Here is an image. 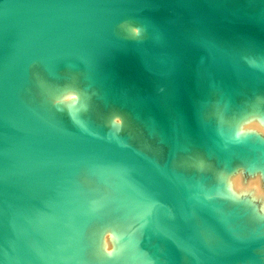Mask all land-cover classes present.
<instances>
[{"label": "water", "instance_id": "water-1", "mask_svg": "<svg viewBox=\"0 0 264 264\" xmlns=\"http://www.w3.org/2000/svg\"><path fill=\"white\" fill-rule=\"evenodd\" d=\"M263 6L264 0H0V160L7 165H16L20 159H24L26 168L33 167V160L39 161L46 191L53 186L56 161L70 160L76 163L77 167L69 177L74 188L73 175L80 167L87 170L85 166H93L105 171L108 176L103 180L87 170L104 183L108 177H112L116 192L114 184L118 182L150 213L154 225L160 224L165 233L166 264H179V242L189 252L187 264H261L257 256V250L264 247V229L259 227L261 223L257 222L246 233L237 235L218 230L201 203L175 182L172 174L184 177L170 170L167 162L158 164L128 145L124 137L105 131L101 125L98 126L105 132L123 138L124 144L85 132L30 125L19 118L16 107L32 109L23 102L19 92L30 75L33 61L40 62L45 71L52 75H57V70L65 66L79 69L85 73V81L90 87H95L87 97L99 95L98 99L103 103L116 105L126 111L125 116L130 114L140 120L149 135L155 133L159 143L167 146L170 157L175 150L185 149L186 145L171 150L155 129L147 127L144 113L135 116L129 105L112 99L103 100L98 85L90 83L87 76L103 78L104 85L109 80L124 85L125 94L132 99L142 95L146 101L156 98L162 103L169 91L177 101L184 122L195 129V125L199 124L191 115L186 88L191 83L188 69L193 72V68L200 67L214 74L215 80L205 79L202 74L196 80L198 89L212 81L206 91L207 97L199 107L200 119L209 122L202 118L200 108L211 90L219 92V101L225 100L215 85L218 77L229 74L243 79L254 77L264 80V66L244 59L231 60L193 31L228 36L245 48L243 40H246L251 44L250 48L256 50L260 46L261 50L258 51H264V17L261 12H256ZM109 22L113 28L118 23L127 22L130 27L137 28V34L141 31L143 36L131 37L118 30L111 31L107 28ZM147 32L152 34L151 39L147 38ZM48 54H63L67 58L59 61L54 72L50 73L41 59ZM73 58L80 60L79 65L71 64ZM191 79L194 81L193 76ZM11 88L15 91L14 101L9 99ZM257 89L264 90L262 85L253 90ZM83 96L86 97V94ZM28 100H32L31 96ZM236 100L247 101L242 98ZM211 126L216 131H223V128L217 130ZM203 130L198 132L204 134ZM198 146L205 147L208 154L213 153L207 150L205 144ZM245 146L250 147L243 145V151L235 150L244 152ZM255 147L256 144L250 148ZM203 189L206 190L207 199L215 202L208 197L210 190ZM76 191L80 197L77 188ZM70 193L74 194L73 191ZM119 195L115 194L113 201L115 208L122 209L118 199L124 197ZM13 196L31 200L24 188L14 180H4L0 175V218L8 241L7 250L13 254L11 260L14 264H27L23 250L25 240L20 236L17 225L25 229L30 239L34 238L35 229L14 204ZM105 204L110 205V202L106 201ZM188 208H192L215 231L221 243H206L197 236L187 217ZM129 212L136 215L141 224L138 214L133 210ZM114 214L109 219L118 220ZM143 236L142 231L140 238L135 239H142ZM28 241L25 242L26 247L30 246Z\"/></svg>", "mask_w": 264, "mask_h": 264}, {"label": "bare ground", "instance_id": "bare-ground-1", "mask_svg": "<svg viewBox=\"0 0 264 264\" xmlns=\"http://www.w3.org/2000/svg\"><path fill=\"white\" fill-rule=\"evenodd\" d=\"M257 11L261 12L262 17H264V6L261 10L256 9V12ZM107 25V28L111 29V31L122 29L128 36H132L130 32L133 30H130V26L127 22L118 23L114 28L111 22ZM193 33L204 41H209L208 43L210 45L220 50L231 60L241 61L244 59L249 61V59H255V63L264 66V51H258L261 50L260 46H257L255 50L250 48L251 44L246 40H243V43L247 48L240 46L236 39L228 36L201 31H193ZM146 36L148 39L152 38L150 32H147ZM66 58L67 57L63 54H48L43 55L41 59L44 67L52 73L58 65V62ZM70 61L74 66L80 63L78 58H73ZM189 65L190 63L188 67ZM188 72L191 83L190 85L187 84L186 88L190 98L191 115L195 122L199 124L195 125V129L193 127V129H191L184 122L177 101L174 95L169 91L164 95L163 102L159 103L156 98L151 101H146L142 95H138L135 99H132L125 94L126 88L120 83L109 80L107 84L104 85L103 78L91 75H88L87 79L90 83L98 85L100 96L103 100L112 99L123 105H129L135 116L144 113L143 115L145 116V124L147 127L149 129H155L159 137L169 144L171 150L184 148L187 142L197 143L198 145L205 144L207 150L215 153L218 160L222 161L224 164V167L216 173L214 178L219 186L220 194L233 205H240L244 209H248L251 213L252 220L254 219L260 222L261 219H264V207H262V202L258 199V202L255 201L256 199H253L255 197L251 191L234 193L231 190L229 178L237 173L240 168L242 172H244L243 170L250 172L258 167L254 162L256 159L250 160L248 158L249 154L247 153L241 154V161L239 163L237 162L239 168L233 167L234 165H231L230 162V154L235 149L243 151V145L253 147L256 144L264 156V134L257 133L256 131L242 130V126L251 120H258L261 124H264V108L260 107L258 102L259 99L257 101L239 102L235 97L237 93H243L246 96L247 94L244 92L245 88L252 89L251 91H254L253 89L261 85L264 88V82H262L264 80H257L254 77L243 79L229 74L218 77L219 81H215V85L220 89V96L225 97L227 106L231 105V107H234L233 109H236L233 114L231 113L232 115L229 118L230 121L223 127V131H216L209 122H203L199 116L200 104L206 99V91L212 81L206 83L208 85L202 84L200 89L196 86V80L201 74L205 79L215 80L214 74L200 67L193 68V72L188 69ZM192 76L194 81L191 79ZM56 90L57 94L55 101H48L50 92L46 91L45 97L37 110L32 107V109H29L17 106L16 114H18L19 118L25 123L30 125L85 132L124 144L123 138L115 136L110 132H105L101 126L93 125L92 122L83 120L79 117L77 114V107L80 105L78 90L75 89L71 91L58 88ZM13 93H15L14 88H11L10 101H14ZM73 95L75 99L65 100L67 97ZM192 96L195 98L193 99ZM55 104H62L61 111L54 108L56 106ZM64 104L66 108H64ZM64 114L68 116L69 119H65L63 117ZM202 128L204 129V134L198 132L202 130ZM260 135H263V137ZM254 156L256 155L253 154V157ZM25 161L24 159H20L16 165H7L0 160V175L4 180H14L18 186L26 190L31 198V200H22L17 196L12 197L14 204L21 209L26 220L31 223L35 229L33 234L34 238L30 239L25 229L20 224L17 225L20 236L23 241L25 240L23 250L27 264H90V262L85 261L82 257V243L80 237L85 221L94 214L95 208L99 205L97 203L94 204L95 201L92 198L87 196L79 197L76 188L72 186V181L69 177L70 174L75 171L77 167L76 163L70 160L56 161V175L53 186L46 191L44 179L39 170V161L33 160L31 162L33 167H29L30 169L24 167L26 166ZM85 167L87 170L96 173V175L103 180L108 176L105 171L99 168L93 166ZM198 169H200V167H198ZM259 169L263 171L262 168ZM166 172H169L168 169H166ZM171 176L181 188H184L201 203L204 210L211 217L212 224H214L218 230L232 235H237L241 232L242 228L239 226L233 228L230 225V221L232 220L231 216H235L234 210L229 212L228 215L217 212L216 207L218 204L207 199L206 190L201 187V180L196 181L193 177L182 178L177 174H172ZM242 182L247 184V180L243 179V177ZM115 188L118 192L117 195L120 194L119 196L124 197L118 199V203L122 207L124 214L130 210L138 214L144 236L137 241L133 236L120 234L121 232L118 233L116 231L115 227L120 226V223H122L119 220L110 219V221H102L99 230H97L94 235H90L91 250L94 255V261L91 264H166V251L164 248L165 233L160 224L158 226L154 225L150 213L143 209L141 204L137 202L121 184L115 182ZM207 190H211V188ZM70 191H73L74 194L71 195ZM69 195L72 196L71 203L74 205H71ZM187 217L193 230L202 241L211 244L222 242L215 231L206 224L192 208L187 209ZM105 231L111 234L109 241H107L112 245L111 252H107L105 249L107 243L104 237ZM26 240H30L28 242L31 247H26ZM7 245L8 241L0 218V264H14L11 260L13 254L7 250ZM145 247H147L146 251H144ZM177 252L178 263L187 264L189 252L180 242L177 244ZM257 252L259 262L264 264V247L257 250ZM241 264L247 263L242 262Z\"/></svg>", "mask_w": 264, "mask_h": 264}, {"label": "rangeland", "instance_id": "rangeland-1", "mask_svg": "<svg viewBox=\"0 0 264 264\" xmlns=\"http://www.w3.org/2000/svg\"><path fill=\"white\" fill-rule=\"evenodd\" d=\"M134 29L137 30L135 26L130 27L131 31H134ZM118 31L123 32L125 34L122 29ZM133 31L130 32L132 35L131 37L143 36V33L141 31H139V34H137V31ZM249 61L255 62V59H249ZM29 70L30 75L27 76L26 80L21 85L22 88H20L19 93V96L21 97L23 102H25V104H27L28 106L31 105L30 107L38 109L40 104L42 103L43 98L45 97L46 91L50 92L48 101H55L57 88L71 91L75 89L78 90L80 105L77 107V114L81 119L91 121L97 125H101L104 127L105 131H111L121 137H124L125 142L127 143L128 141V145L143 152L145 155L147 154L148 157H150L160 165H163L165 162H167V166L170 170L176 173L179 172V174H181L183 177L192 176L196 180L201 179L202 188H211V190L208 191L207 194L210 199L217 202V212L225 213L226 215H228L229 212L234 210L235 216H231L232 220L230 221V225H232L233 228H236L237 226L242 228L239 234L246 233L249 229L252 228V226L254 227L256 225L257 221L254 219L252 220L251 213L248 209H244L240 205H233L224 196H222V194H220L219 186L217 182H215L214 178L216 176V173L220 171L222 167H224V164L222 163V161L218 160L215 154H208L205 150V147L185 143V149L175 150L173 154L168 157L167 146L162 143H159V140L157 139V135L155 133L149 135V132L146 130V127L141 123L140 120H135L130 114L128 116H125L124 112L126 111L120 109L116 105H113L111 103H103L100 99H98L99 95H92L90 97L88 96L89 98L87 97V94L91 93L95 87H90L88 82L85 81V73L82 70L70 69L65 66L57 70V73L59 75H52L47 73L43 68L42 64L37 61H33L32 68H30ZM35 92L37 93V95L35 94ZM244 92H246V96L243 93H240L236 98L238 100L242 98L244 100H247L248 102H250L251 100L257 101L259 99L258 102L260 107L264 108V90L257 89L253 92L247 89ZM85 94L86 97L83 96ZM29 96H31L32 100H28ZM65 100H67V98ZM205 103H203L200 108V114L202 118L206 121H209L211 125L216 127L218 130H222V128L230 121L229 118L236 108L233 109L234 107H231V105L227 106L226 101L224 99L219 101V92L215 90L209 91L208 99ZM55 105L56 106L54 108L58 111H61L62 104ZM63 106L64 108H66L65 104ZM63 117L65 119H69V117L65 114L63 115ZM117 118L120 121L119 123L116 122ZM261 137H263V135ZM257 148L258 147L251 149L250 147L245 146L244 153L235 150L230 154L231 165H234L233 167L237 169L239 168V166L237 165H239L238 163L241 161L242 158L241 154L246 153L251 155H248V158L250 160L256 159V161L254 162L259 168L263 169L262 171L257 167L258 169L256 168L253 171L249 172L243 170L244 172H242L240 168V171L238 170V172H241L243 179L247 181L252 176H255L257 174H259L262 180H264V156L262 155L260 149ZM253 154L256 156L253 157ZM198 167H200V170H197ZM86 171L87 170L85 168L80 167L78 171L73 175V181L75 187L78 189L79 194L81 196L83 195L84 197L87 196L89 198H92L95 201L94 204L97 203L100 206H97L95 208L96 214H93L87 220V226L85 225L80 237L82 243V257L85 259V261L90 262L91 264L94 261V255L91 250L90 235H94L96 231L99 230L102 220L106 218L109 219L111 215L115 213L114 215L117 218L120 216L118 220L122 222L121 225L118 227H115L113 225L118 233L121 232L120 234H126L135 238H140L142 230L141 224L136 215L130 212L123 214L122 209L115 208L113 200L115 194H118V192H116L113 188V178L108 177L105 181L106 183H104L99 181L95 174ZM199 175L202 176L200 177ZM86 190L92 191L87 192ZM106 201L110 202V205L105 204ZM255 201H257V199ZM259 224L260 229H264V219H261ZM106 234L110 233L105 231L104 237L106 236ZM146 250L147 247L145 248V251Z\"/></svg>", "mask_w": 264, "mask_h": 264}, {"label": "clouds", "instance_id": "clouds-1", "mask_svg": "<svg viewBox=\"0 0 264 264\" xmlns=\"http://www.w3.org/2000/svg\"><path fill=\"white\" fill-rule=\"evenodd\" d=\"M134 31H138L134 29ZM67 99H75V96L67 97ZM117 123H119V119L117 118ZM242 130L244 131H256L261 134H264V124H261L258 120H251L248 123L242 126ZM229 184L231 186V190L234 193H239L241 191H251L253 196L262 202V207H264V180L260 177L259 174L252 176L247 184L242 182V173L237 172L233 176L229 178ZM111 234H106L105 241H109ZM106 250L111 252L112 245L111 243H106Z\"/></svg>", "mask_w": 264, "mask_h": 264}]
</instances>
